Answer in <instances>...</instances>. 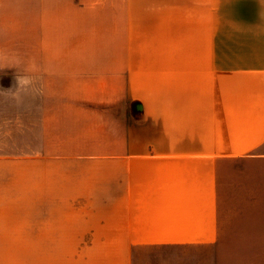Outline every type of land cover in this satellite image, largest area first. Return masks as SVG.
Masks as SVG:
<instances>
[{
    "label": "crops",
    "instance_id": "0c3cea01",
    "mask_svg": "<svg viewBox=\"0 0 264 264\" xmlns=\"http://www.w3.org/2000/svg\"><path fill=\"white\" fill-rule=\"evenodd\" d=\"M0 64V264L216 246L220 192L264 264V0H0Z\"/></svg>",
    "mask_w": 264,
    "mask_h": 264
},
{
    "label": "rangeland",
    "instance_id": "374dc122",
    "mask_svg": "<svg viewBox=\"0 0 264 264\" xmlns=\"http://www.w3.org/2000/svg\"><path fill=\"white\" fill-rule=\"evenodd\" d=\"M16 93L17 88L15 87L12 90V97H16ZM64 184L60 186L59 221L86 222V199L72 198L64 195L65 193L72 192V190L68 191ZM218 203L219 245L209 247L185 245L144 246L139 248L132 264H211V260H215L216 255L220 258L221 254H242V244H237L236 240H230L232 234L237 232L234 231V227H236V224L242 222V215L228 213L226 197L222 196L221 192ZM227 223H231V230L229 226L227 227ZM243 248L245 250L246 247ZM219 264H222V262L219 261Z\"/></svg>",
    "mask_w": 264,
    "mask_h": 264
},
{
    "label": "clouds",
    "instance_id": "9594fccd",
    "mask_svg": "<svg viewBox=\"0 0 264 264\" xmlns=\"http://www.w3.org/2000/svg\"><path fill=\"white\" fill-rule=\"evenodd\" d=\"M21 62H22L21 60L17 59L16 64L19 65ZM0 67H3V65L0 64ZM26 71L35 73L38 72L39 69L34 62H31L28 68L26 69ZM15 87L17 88V93L15 98L19 101L21 92H27L31 89H34L35 80L31 75H18L15 77Z\"/></svg>",
    "mask_w": 264,
    "mask_h": 264
}]
</instances>
